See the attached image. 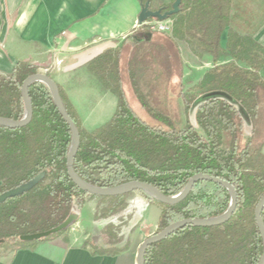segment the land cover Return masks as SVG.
Returning <instances> with one entry per match:
<instances>
[{
  "label": "trees",
  "instance_id": "16d2710c",
  "mask_svg": "<svg viewBox=\"0 0 264 264\" xmlns=\"http://www.w3.org/2000/svg\"><path fill=\"white\" fill-rule=\"evenodd\" d=\"M143 5L146 0H139ZM174 0H150L152 10L171 9ZM236 0H181L165 41H135L126 73L135 103L127 96L120 67V49H108L87 63L98 87L116 96L110 119L88 131L74 105L58 85L66 111L75 122L80 145L74 170L84 181L113 187L140 180L163 194H178L195 174L231 183L237 205L228 221L216 226L188 224L149 245L144 264H257L264 243L255 208L264 196V45L243 29ZM145 30V29H144ZM209 56L214 62L198 81L199 96L182 91L180 49ZM218 61H224L217 64ZM51 77L50 66L19 60L0 71V117L20 120L25 112L22 85L34 73ZM177 83L178 91L173 92ZM176 86V85H175ZM32 118L22 127L0 125V194L44 172L22 195L0 204V247L4 252L32 246L48 237L22 241L20 236L44 232L77 214L91 199L95 234L87 239L94 253L115 254L122 213L132 193L160 207L157 232L181 219L223 214L230 193L220 183L199 180L181 202L169 205L137 190L99 196L80 189L70 178L67 156L72 141L69 125L56 107L50 89L41 82L28 88ZM195 104V105H194ZM193 109V118L191 111ZM264 221V208L261 213ZM105 221L99 227V222ZM119 222L117 225L115 224ZM155 232V233H157ZM102 240L106 249L95 241Z\"/></svg>",
  "mask_w": 264,
  "mask_h": 264
},
{
  "label": "crops",
  "instance_id": "0c3cea01",
  "mask_svg": "<svg viewBox=\"0 0 264 264\" xmlns=\"http://www.w3.org/2000/svg\"><path fill=\"white\" fill-rule=\"evenodd\" d=\"M141 7L139 0H0V71H10L19 60L50 66L51 78L64 90L77 113L80 103L95 98L114 101L115 110L116 96L98 87L86 65L108 49H120L123 85L126 93L129 88L132 95L126 65L136 41L133 35L148 32L137 24ZM258 11L250 20L251 35L264 45V12ZM155 33V38L165 41L163 33ZM206 58L204 64L210 66L212 60ZM178 71L182 72L181 68ZM183 77L184 72L181 83L185 81ZM91 200L95 203V214L98 202ZM128 204L130 207L131 201ZM151 204L139 195L133 201V207ZM79 217L80 211L76 222L65 232L32 246L7 252L0 247V264H136L137 250L144 240L141 236L145 235L136 224L142 227L143 217L130 218L128 224L135 227L133 237L125 250L115 254L94 253L85 244L98 227L94 222L93 229L82 228Z\"/></svg>",
  "mask_w": 264,
  "mask_h": 264
},
{
  "label": "water",
  "instance_id": "95a60500",
  "mask_svg": "<svg viewBox=\"0 0 264 264\" xmlns=\"http://www.w3.org/2000/svg\"><path fill=\"white\" fill-rule=\"evenodd\" d=\"M181 4V0H174L172 3L171 9L167 11H162V9L152 10L150 8V0H146V2L142 5L141 11L138 15L137 24L138 26H141L144 22L147 20L156 18L159 21L166 20L171 15L177 13L179 11V7ZM151 33L146 31H138L133 35V38L138 41H148L151 39ZM34 82H41L44 83L49 89L52 94L54 103L56 107L58 108L59 112L61 113L64 120L67 122V124L70 127L71 134H72V141L69 148L68 156H67V170L70 178L73 180V182L82 190L89 192L94 195L99 196H117V195H123L130 192H134L137 190L144 191L154 197L156 200L169 204V205H175L182 200H184L187 195L190 193L192 187L194 184L199 180H209L213 182H217L222 184L230 193V204L227 208V210L216 217L211 218H194V219H181L178 221H175L168 226H166L161 231L147 237L145 240L142 241L140 246L138 247L137 254H136V264H144V255L147 247L155 242H158L162 239L167 238L171 234H173L177 229L184 227L188 224L196 225V226H216L220 225L222 223H225L230 219L232 216L236 205H237V192L234 188V186L229 183L228 181H225L223 179L211 176V175H205V174H195L192 176L185 187L176 195L167 196L163 194L158 188L155 186L140 181V180H132L128 181L113 187H100L93 184H90L83 179H81L77 173L74 170V158L78 151L79 145H80V134L79 130L75 124V122L72 120L68 112L66 111V108L63 104V101L60 97L59 93V87L58 84L52 79L50 76L46 75L45 73H34L26 77V79L23 82L22 85V97L24 101L25 106V112L23 117L20 120H14L7 117H0V125L7 126V127H22L28 124L32 118V102L28 93L29 86ZM45 173L42 172L38 174L36 177H34L32 180L18 186L15 188H12L10 190H7L0 194V204L4 202L5 200L9 198H13L19 195H22L23 193L30 190L32 187H34L43 177ZM264 208V196L260 198L258 201L256 208H255V218L258 225V228L260 230V233L263 238L264 243V221L262 219L261 213ZM78 218L77 214H70L63 222H61L56 227L49 229L44 232L34 233V234H28V235H22L20 236V239L22 241H33L42 239L45 237H48L52 234L61 232L63 230H66L70 225H72L74 222H76ZM257 264H264V248L263 253L258 261Z\"/></svg>",
  "mask_w": 264,
  "mask_h": 264
},
{
  "label": "rangeland",
  "instance_id": "374dc122",
  "mask_svg": "<svg viewBox=\"0 0 264 264\" xmlns=\"http://www.w3.org/2000/svg\"><path fill=\"white\" fill-rule=\"evenodd\" d=\"M237 3L239 6H241L242 12L239 14V20L241 21V25L243 29L250 30L252 29V25L250 20L256 17V12L259 9L258 12H264V0H237ZM262 5V6H261ZM261 6V7H260ZM248 21V23H247ZM155 32V31H153ZM160 33V32H158ZM164 35H169L167 33H163ZM185 47H181L180 52L183 59V62L181 63L176 57L177 60L174 61L175 65H182L181 70L184 72V77L182 80L185 79L184 83H182V91L184 93H188L189 95H194L195 97L199 96V91L196 88V85L198 81L202 78L204 73L207 71V67L210 68L214 65V62L212 61L210 64L205 66V62L207 60L205 55L202 54H194L188 49H184ZM187 50V51H186ZM185 60V61H184ZM224 61H218L217 64L223 63ZM202 66L201 68H199ZM176 85V86H175ZM173 87V92L178 91L179 86L177 83ZM126 89V88H125ZM127 96L129 100L133 103H135V100L133 96L130 94L129 88L127 89ZM89 101V100H88ZM195 105V104H194ZM115 103L112 101L111 103L105 98H95V100L90 99V102L87 103H80L77 107L78 110V116L80 119L81 124L86 128L88 131H92L98 126H101L105 124L111 114L114 111ZM193 109L191 111V117L193 118ZM136 195L132 193L130 196L127 197V202L131 201L130 207H128L123 213H122V222L123 224L120 226L119 235H122V240L117 243L116 246H128L129 241L131 240L130 237H133L132 230L135 227H131L128 222L131 217L132 219H141L143 217V220L145 223L142 224V227H140V224H136V226H139V228L142 229V231L145 233L144 237L141 236L142 239H146L147 237L155 234L157 232V224L160 217V211L158 208V205L155 203H152L150 206H145L143 208L142 206L133 207V201ZM142 196V195H139ZM143 197V196H142ZM145 198V197H144ZM97 202H99L97 199H94ZM95 203L93 200L86 201L84 205L80 208V225L82 228H90L93 229L94 227V210H95ZM135 208V209H134ZM134 211V214H133ZM133 214V216H132ZM105 221L99 222V227L103 226ZM119 222L116 221V225ZM156 226V227H155ZM98 227V226H97ZM151 227V228H148ZM149 234V235H148ZM93 236L91 235L90 242L93 243L91 240ZM95 244L99 247H102L104 249L107 248V246L103 243L102 240L96 239ZM94 244V243H93Z\"/></svg>",
  "mask_w": 264,
  "mask_h": 264
},
{
  "label": "built area",
  "instance_id": "2783aa9c",
  "mask_svg": "<svg viewBox=\"0 0 264 264\" xmlns=\"http://www.w3.org/2000/svg\"><path fill=\"white\" fill-rule=\"evenodd\" d=\"M172 25L173 21L171 18H167L163 21H159L156 18H153L144 22L140 27L148 31L170 34L172 31Z\"/></svg>",
  "mask_w": 264,
  "mask_h": 264
}]
</instances>
